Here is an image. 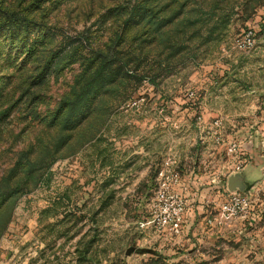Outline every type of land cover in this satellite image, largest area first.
<instances>
[{
	"label": "rangeland",
	"instance_id": "1",
	"mask_svg": "<svg viewBox=\"0 0 264 264\" xmlns=\"http://www.w3.org/2000/svg\"><path fill=\"white\" fill-rule=\"evenodd\" d=\"M247 25L256 42L241 50ZM257 46L264 0H0V264L48 250L77 264H264V215L209 237L181 231L156 254L138 248L159 246L138 224L151 191L138 202L141 188L126 187L156 156L186 170L178 124L156 134L142 116L167 117L159 99L199 98L215 66ZM263 193L254 187L252 202Z\"/></svg>",
	"mask_w": 264,
	"mask_h": 264
},
{
	"label": "crops",
	"instance_id": "2",
	"mask_svg": "<svg viewBox=\"0 0 264 264\" xmlns=\"http://www.w3.org/2000/svg\"><path fill=\"white\" fill-rule=\"evenodd\" d=\"M209 76L206 82L196 85L200 92L194 91V93L199 94V98L159 99L155 106L159 105L161 109L163 108L168 113L167 117H160L155 114L154 120H151L147 119L144 114L141 119L144 120L145 124L149 121V126L153 125L156 134L163 131L159 129H162V124H166L167 121L177 123L179 127L177 132L180 131L186 138L191 140V147L187 150L189 153L186 154L184 159L186 170H184L181 181L175 187V190L185 197L188 204L182 226L183 230L181 231H190L194 234L197 228H200L198 232H200L201 237L213 235L214 227L218 228V232L222 230L229 232L241 229V225H244L239 221H233L224 226L209 228L205 223V219L209 215L208 212L212 210L213 214L219 212V203L224 198L223 187L228 177L236 173L230 169L234 165V161L225 154L224 147L212 140L213 133H220L228 141L236 139L242 142L241 147L245 163L240 172L243 174L244 182L250 186L249 192L252 193L256 186H264V145L261 144L264 138V47L257 46L252 51H235L231 53L228 55L226 63L215 66L210 71ZM155 112L161 113L160 110H157V107ZM197 117H200V120H197ZM215 120L221 123L220 127H213ZM202 131L206 133V143L200 148L196 139ZM249 136H252V142L250 143L247 141ZM160 138L156 137L155 143L157 140V142H160ZM140 148L139 153L143 152L145 154L148 150L147 146L145 149H142V146ZM157 150L156 145L151 153L161 154ZM156 158L157 156L143 170V175L140 174V177L134 180H126V187L136 185L141 188L134 195L138 202H141L145 197L146 190L151 191L152 189L150 187L153 186L155 170L160 164ZM200 163L203 172L199 169ZM225 167L229 169L224 174L222 182L224 185H219L221 178L217 176L223 173L222 170ZM147 170H149V173H147ZM203 183H206L207 186H204ZM213 189H216V191ZM124 195L130 197V191L125 192ZM259 201V205L253 203L255 212L252 222L255 223L254 225L264 215L262 214L264 212V193L262 198L259 197ZM204 212L207 215L202 217L200 214ZM138 224L144 233H146L144 230L150 226L151 228L147 230V234L155 243H159L158 247L154 245L153 248H138L155 254L157 251H161L164 245L167 247H163V250H170L168 247L170 243L167 244V242H170V239L176 235L167 231L155 230L147 219L144 221L138 220ZM58 245H60L59 249L64 248V251L67 250L66 243H58ZM53 256L54 254H50L48 250V253L43 254L42 258L32 259L27 257L21 260V264H35L36 262L38 264L40 262L41 264H68L67 258L70 260L69 264H77V257L69 258L65 252L60 254L58 252L55 259ZM79 264H81L80 261Z\"/></svg>",
	"mask_w": 264,
	"mask_h": 264
},
{
	"label": "built area",
	"instance_id": "3",
	"mask_svg": "<svg viewBox=\"0 0 264 264\" xmlns=\"http://www.w3.org/2000/svg\"><path fill=\"white\" fill-rule=\"evenodd\" d=\"M234 46L241 50H249L255 46V29L251 25H247L242 32L234 38ZM192 95V93H190ZM143 98H132L126 106L128 108H138ZM162 113L163 108L160 107ZM200 120V117H197ZM220 122L215 120L213 127H220ZM211 136V135H210ZM212 140L224 147L225 154L234 161V165L230 168L234 172H240L245 163V157L242 152V142L236 139L230 141L224 139L220 133L212 134ZM197 142L206 143V133H199ZM252 136L247 141L252 142ZM264 145V138L261 141ZM181 174L178 170V161L176 159L166 158L156 168L153 179V187L146 201L145 207L148 209L149 218L153 228L157 231H167L173 235H178L185 221V215L188 210V204L184 196H182L175 187L181 181ZM222 193L223 200L219 203V212L208 215L205 223L208 227L224 226L233 221L248 222L252 224L254 219V205L251 196L248 193L239 190H228L225 183Z\"/></svg>",
	"mask_w": 264,
	"mask_h": 264
},
{
	"label": "water",
	"instance_id": "4",
	"mask_svg": "<svg viewBox=\"0 0 264 264\" xmlns=\"http://www.w3.org/2000/svg\"><path fill=\"white\" fill-rule=\"evenodd\" d=\"M226 185H227L228 190H231V191L238 189L244 193H248L250 189V186H248L244 182V177L241 172H236L230 175L227 179Z\"/></svg>",
	"mask_w": 264,
	"mask_h": 264
}]
</instances>
